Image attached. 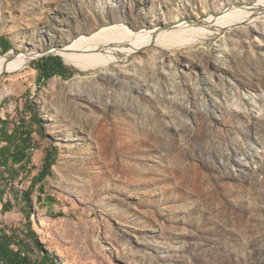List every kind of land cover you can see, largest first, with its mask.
Segmentation results:
<instances>
[{"label":"rangeland","instance_id":"obj_1","mask_svg":"<svg viewBox=\"0 0 264 264\" xmlns=\"http://www.w3.org/2000/svg\"><path fill=\"white\" fill-rule=\"evenodd\" d=\"M259 1L0 0L13 44L0 57L38 55L0 76V120L33 146L31 164L2 167L0 228L24 238L31 213L58 264H264L263 16L111 70L68 66L69 80L39 83L33 68L119 22L171 30Z\"/></svg>","mask_w":264,"mask_h":264},{"label":"bare ground","instance_id":"obj_2","mask_svg":"<svg viewBox=\"0 0 264 264\" xmlns=\"http://www.w3.org/2000/svg\"><path fill=\"white\" fill-rule=\"evenodd\" d=\"M250 10L244 14L239 13V18L236 12L230 11L223 16L204 20L201 24L181 20L180 25L174 29H162L156 32L133 31L119 22L99 29L90 37L77 38L64 49H58L57 53L64 59L67 66L81 72H99L108 67L111 70L113 65L130 61L133 55L143 50L149 48L178 50L196 39L210 38L214 29H222L236 22L253 20L257 16L264 17V0H260L258 5ZM37 56L36 54L11 53L6 57H0V76L29 67Z\"/></svg>","mask_w":264,"mask_h":264},{"label":"trees","instance_id":"obj_3","mask_svg":"<svg viewBox=\"0 0 264 264\" xmlns=\"http://www.w3.org/2000/svg\"><path fill=\"white\" fill-rule=\"evenodd\" d=\"M0 47L4 53H9L13 49V44L0 36ZM33 68L39 74V83L49 81L55 77L69 80L77 75V71L70 69L63 58L53 55L35 62ZM0 121V172L3 170L2 167L9 170L10 168H16V166L23 168L31 164V149L33 146L30 135L21 132V128L16 129L13 134L9 135L5 129L6 122ZM56 158L57 155L53 152L47 154L41 173L33 180L31 190L25 194L26 203L30 208L31 192L52 175ZM28 220L29 226L27 231L23 233L24 238L17 232L10 233L0 228V264H58L32 229L31 213L28 214Z\"/></svg>","mask_w":264,"mask_h":264},{"label":"water","instance_id":"obj_4","mask_svg":"<svg viewBox=\"0 0 264 264\" xmlns=\"http://www.w3.org/2000/svg\"><path fill=\"white\" fill-rule=\"evenodd\" d=\"M252 9V8H251ZM245 10H247V11H251L249 8H245ZM202 23V21L201 22H199V23H197V24H201ZM52 55V53H50V55H48V56H51ZM53 56H59V57H61L58 53L56 54V55H53ZM62 58V57H61ZM64 60V59H63ZM66 64V63H65Z\"/></svg>","mask_w":264,"mask_h":264},{"label":"built area","instance_id":"obj_5","mask_svg":"<svg viewBox=\"0 0 264 264\" xmlns=\"http://www.w3.org/2000/svg\"><path fill=\"white\" fill-rule=\"evenodd\" d=\"M1 166V165H0Z\"/></svg>","mask_w":264,"mask_h":264}]
</instances>
